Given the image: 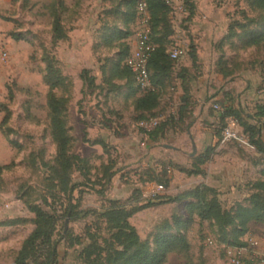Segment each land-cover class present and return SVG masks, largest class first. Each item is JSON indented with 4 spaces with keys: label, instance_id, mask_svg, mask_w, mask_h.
Wrapping results in <instances>:
<instances>
[{
    "label": "rangeland",
    "instance_id": "374dc122",
    "mask_svg": "<svg viewBox=\"0 0 264 264\" xmlns=\"http://www.w3.org/2000/svg\"><path fill=\"white\" fill-rule=\"evenodd\" d=\"M57 1L0 0V45L7 53L4 59L0 57V223L19 221L0 226V264H11L12 252L33 232L35 215L31 208L35 206L53 218V230L47 243L36 245L29 264L45 263L51 246L57 256L54 264H88L82 251L92 243L100 245L111 234L103 215L111 201L129 199L130 208L142 207L128 221L143 241L151 242L157 226L174 210L182 214L181 205L172 210L171 204L156 201L147 204L150 197L142 192V187L150 183H142L145 179L140 175L147 169L159 173L166 162L142 168L128 165L127 152L123 149L129 135L136 133L141 138L145 135L137 126L138 113L127 109L133 99H129L131 105L125 104L124 113L120 114L121 110L116 112L121 107L120 100L109 97L112 88L118 86L111 77L120 48L118 43L108 48L103 42L99 14L106 5L102 0H59L64 4L59 16L64 38L56 40L51 11ZM185 1L183 14H171L173 35L167 48L177 45L185 50V55L174 63L175 71L188 57L190 47L197 60L199 55L213 60L215 69L216 63L221 62L219 66L231 73L232 83H244L231 99L239 102L245 94L243 108L254 115L255 107L264 101V41L246 46L245 36L250 32L251 38L261 35L264 10L256 8L253 0H181L182 4ZM112 2L116 5L122 0ZM188 5H192L194 13L190 20ZM233 21L239 22L244 30L241 26L235 28L238 37L222 42ZM48 63L62 77L52 93L63 101L62 116L73 138L65 155L83 160L67 171L66 182L60 180L63 171L50 130V90L44 80ZM206 71L204 66L197 65L193 74L198 77L200 73L202 78ZM247 89L250 98H246ZM169 107L161 97L158 108L146 117L164 119L171 115ZM124 118L129 127H125ZM223 125L218 126L221 129ZM117 177L124 187L137 183L141 187L132 189L126 197L115 198L120 196L112 189ZM71 184L75 186L71 196L75 210L66 216L67 190ZM91 189L105 192L98 196ZM224 199L221 202L228 206ZM261 234L264 231L259 234L250 231L247 236ZM186 237L189 251L169 254L164 264H231L217 243L214 228L207 222L199 224L195 220ZM208 240L215 243L210 245ZM263 248L260 244L243 251L241 264H264Z\"/></svg>",
    "mask_w": 264,
    "mask_h": 264
},
{
    "label": "trees",
    "instance_id": "16d2710c",
    "mask_svg": "<svg viewBox=\"0 0 264 264\" xmlns=\"http://www.w3.org/2000/svg\"><path fill=\"white\" fill-rule=\"evenodd\" d=\"M113 0H102V4L106 7L100 12L99 21L101 23L100 30L104 32L102 35L103 42L106 47H111L113 44H119L120 52L118 61L114 71L112 81L119 80L124 82V86L128 90L127 98L133 97L132 106L135 113H138L139 122L149 121L150 119H160L150 131H141L150 140L154 141L158 134L163 132L166 125L172 124L175 121H181L186 114V105H180L175 115H169L164 119L160 117H146L152 113L159 106L160 89L171 79L176 61L170 59L168 55L167 46L170 44V39L173 35L171 23V9L166 0H122L119 4H114ZM111 4H110V3ZM139 2H144L148 8L149 20V35L148 42L152 47L146 64L148 73V80L150 88L147 90H140L134 82V78L128 67L125 65V60L131 52L129 45L130 38L134 37L137 21L138 11L137 6ZM256 8L264 10V0H253ZM63 2H56V6L52 8V32L54 39L59 40L64 38V33L61 27L59 16L63 10ZM183 6L187 7V2H183ZM188 17L190 20L193 16V7L188 5ZM65 9V7H64ZM112 20L109 21V18ZM106 19V22L104 21ZM108 20V21H107ZM110 22V23H109ZM109 23V24H108ZM241 25L237 21H233L228 27V32L223 41L238 37L235 28ZM243 28V29H242ZM245 27L241 26L244 30ZM244 32V31H243ZM245 34V32L243 33ZM249 35L245 36V45H255L260 41H264V29L261 35L251 38ZM188 53L189 59L192 61L194 69L197 68V57L192 47ZM220 62V61H219ZM216 63V68L224 78L230 77L231 73L224 67ZM47 74L44 77L50 92L48 95V108L51 116L50 130L51 136L57 146L58 159L62 169V182L67 180V171H70L75 163H82L83 160L71 155L66 156V150L73 143V138L70 135V127L65 117L62 116L64 112L63 101L56 98L52 90L62 82L61 75L51 63L47 65ZM177 77L182 80V89L184 93L188 92V83L190 76L186 69L180 68ZM120 86L112 88V93L117 92ZM111 92V91H110ZM141 92V93H140ZM139 93L138 97L135 95ZM184 97L182 101L184 102ZM65 106V105H64ZM255 115L244 113L243 110L222 106L221 120L225 117H232L242 133L248 137L249 143L253 146L255 152L259 157L255 160L254 165L260 166V177L248 184L249 196L233 203L229 208H226L219 200V194L213 188L205 185L197 186L196 188L179 194L174 197L167 195H154L147 199V204L156 201L160 204L180 203L185 202L182 208V214L175 210L170 217L157 226L158 230L152 235L151 242L149 240H141L137 235L134 227L129 223V218L142 207H132L127 199L126 201H111L109 206L105 209L104 218L110 236L101 240L100 245L94 243L88 245L82 252L84 260L88 264H164L166 258L171 253H186L189 251L190 245L186 237L187 231L195 223L199 224L207 222L215 230L217 236V243L225 250L227 247H247L246 237L250 233L249 225L251 223H264V125L262 118H264V101L262 105L256 106ZM138 122V123H139ZM221 131V129H220ZM213 149L208 148L200 157L198 166L193 165L192 169L186 170L177 165L166 163L161 172L155 173L151 169H147L141 174L145 180L142 183H154L161 186L165 191L170 183L167 177L166 168H173L178 172H183L187 175L201 174L199 165L209 160ZM68 169V170H67ZM155 170V169H154ZM112 177V174L109 175ZM141 180V179H140ZM85 186V185H80ZM74 184L69 185L67 190L68 205L65 210V215L70 216L75 210V205L71 203V196L74 190ZM94 193L98 196H103L105 190H95ZM137 193V190H135ZM130 202H133L130 200ZM35 215L33 232L25 238L19 249L14 253V264H29L28 259L34 253V248L39 243H47L53 230V218L47 215L40 209L39 206L31 208ZM19 223L16 221H9L0 223V226H11ZM147 241V242H146ZM149 242V243H148ZM33 252V253H32ZM57 256L54 247L51 246L49 252L45 257V263L54 264Z\"/></svg>",
    "mask_w": 264,
    "mask_h": 264
},
{
    "label": "crops",
    "instance_id": "0c3cea01",
    "mask_svg": "<svg viewBox=\"0 0 264 264\" xmlns=\"http://www.w3.org/2000/svg\"><path fill=\"white\" fill-rule=\"evenodd\" d=\"M128 42L130 47L133 48L135 38H130ZM196 64L204 66V69L207 70L202 78L201 76L199 77L200 73H198V77L195 76V73L193 74L194 67L189 57L184 59L179 67V69H186L190 76L187 93H184L182 80L177 77L178 71L176 72L175 69L169 82L159 91L160 99L161 97L162 99L165 98L167 104H170L168 108L171 112L170 114L175 115L180 105L187 106L183 119L166 125L163 132L158 134L154 141L147 136L141 138L136 133H131L123 151L127 152L128 165L130 167H148L149 165L152 166L153 163L164 161L167 164L170 163L190 170L193 165L198 166V161L202 154L208 148H212L213 151L209 160L199 165L201 174L187 175L170 168L173 171V176L170 179L168 188L162 194L174 197L197 186L205 185L217 191L220 201L222 197L223 199L225 198L224 200L229 203L225 207L229 208L233 203L249 196L248 184L260 177L259 171L261 169L260 166L254 165L255 160L259 157L254 149L248 150L239 147L235 143H219L221 131L218 125L224 123L226 118L223 121L221 120L222 106L241 109L244 113L249 114L243 108L242 99L245 98V94L241 96L239 102H234L231 99L233 92H238L240 90L239 85L242 84L244 86V83L242 81V83L236 84L232 83L229 77L224 78L219 74L217 68L215 69L213 60L209 57L204 58L203 55H199ZM115 81L120 86V89L117 92L110 93L109 97L113 100L114 98L120 100L121 107L116 112L121 110L120 114H122L124 113V105H131L129 99H133V97L127 98L128 90L124 86L123 81ZM247 90L246 98L247 96L250 98L251 92L249 89ZM138 96L139 93L135 95V97ZM184 97L186 100L183 102L182 99ZM214 105H217L219 109L215 110L213 108ZM127 109L131 113H135L132 105ZM127 121V118H124V122ZM261 122L264 125V118H262ZM127 126L129 127L128 122L125 127ZM193 146L196 151L191 156ZM234 149L236 152H230V150L233 151ZM118 180L117 177L112 182V189L114 188V191L116 189L120 194V196L115 198L126 197L132 189L141 187L138 183L132 187H124ZM154 186L156 185L153 183L145 185L142 187V192L148 193L152 191ZM184 203L170 204L173 205V210L179 205L183 208ZM249 229L259 234V232L264 231V223H251ZM15 251L11 254V264H14Z\"/></svg>",
    "mask_w": 264,
    "mask_h": 264
},
{
    "label": "built area",
    "instance_id": "2783aa9c",
    "mask_svg": "<svg viewBox=\"0 0 264 264\" xmlns=\"http://www.w3.org/2000/svg\"><path fill=\"white\" fill-rule=\"evenodd\" d=\"M167 4L171 9V14H183L184 7L181 0H166ZM138 11V21L137 27L134 34L135 45L131 49L129 56L125 60V65L128 67L133 75L134 82L140 90H147L150 88V83L148 80V73L146 70V64L149 57V53L152 50L151 45L148 42L149 35V14L147 5L144 2H139L137 6ZM168 55L170 59L177 61L185 55L184 48L180 46H172L168 49ZM7 53L3 45H0V57L4 59ZM213 108L218 110L219 107L214 105ZM160 119H150L149 121H142L137 124L138 127L144 129L145 131H150ZM220 144L225 143H235L239 147L253 150V146L249 143L248 137L242 133L238 127L236 121L232 117H226L224 120V125L221 128ZM167 177L170 180L173 176V171L170 168L166 169ZM164 190L161 186H154L152 191L148 192L149 197L154 195H160ZM247 247H227L225 248V253L230 258L231 264H241L240 256L243 251L247 249H253L260 244L264 245V234L260 236H247L246 237ZM215 242L208 240V244L213 245Z\"/></svg>",
    "mask_w": 264,
    "mask_h": 264
},
{
    "label": "water",
    "instance_id": "95a60500",
    "mask_svg": "<svg viewBox=\"0 0 264 264\" xmlns=\"http://www.w3.org/2000/svg\"><path fill=\"white\" fill-rule=\"evenodd\" d=\"M195 147L193 146V148H192V154H191V156H193L194 154H195Z\"/></svg>",
    "mask_w": 264,
    "mask_h": 264
}]
</instances>
